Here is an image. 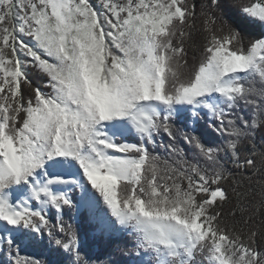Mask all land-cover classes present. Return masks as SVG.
Returning <instances> with one entry per match:
<instances>
[{"label": "snow or ice", "instance_id": "1", "mask_svg": "<svg viewBox=\"0 0 264 264\" xmlns=\"http://www.w3.org/2000/svg\"><path fill=\"white\" fill-rule=\"evenodd\" d=\"M257 131L264 0H0V264H264Z\"/></svg>", "mask_w": 264, "mask_h": 264}, {"label": "trees", "instance_id": "2", "mask_svg": "<svg viewBox=\"0 0 264 264\" xmlns=\"http://www.w3.org/2000/svg\"><path fill=\"white\" fill-rule=\"evenodd\" d=\"M195 42L196 41H194V43ZM188 52H189V59L190 60L193 58V56H196L198 58V52L196 51L195 47L189 48ZM33 79L35 80V78H33ZM245 115L247 116V113H245ZM204 127H205V125L203 124V122H201V128L203 129ZM208 132L210 133V141L209 142H213V143L220 142V138L217 137L215 133H212L211 129H208ZM256 136H257L258 141L261 138H264V131H257ZM229 209H230V206H226L224 209V212L227 213L229 211ZM126 243H127L128 247H131L132 241H131L130 237L126 238ZM27 251H30V250H27ZM123 259H128V257H123Z\"/></svg>", "mask_w": 264, "mask_h": 264}]
</instances>
